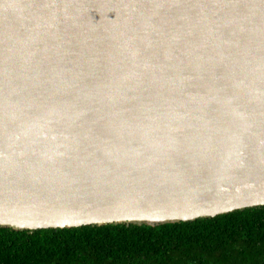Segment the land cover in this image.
Wrapping results in <instances>:
<instances>
[{"label": "water", "instance_id": "1", "mask_svg": "<svg viewBox=\"0 0 264 264\" xmlns=\"http://www.w3.org/2000/svg\"><path fill=\"white\" fill-rule=\"evenodd\" d=\"M0 0V226L264 206V0Z\"/></svg>", "mask_w": 264, "mask_h": 264}, {"label": "trees", "instance_id": "2", "mask_svg": "<svg viewBox=\"0 0 264 264\" xmlns=\"http://www.w3.org/2000/svg\"><path fill=\"white\" fill-rule=\"evenodd\" d=\"M0 264H264V206L156 225L0 226Z\"/></svg>", "mask_w": 264, "mask_h": 264}, {"label": "bare ground", "instance_id": "3", "mask_svg": "<svg viewBox=\"0 0 264 264\" xmlns=\"http://www.w3.org/2000/svg\"><path fill=\"white\" fill-rule=\"evenodd\" d=\"M47 3H50V1H49V0H47L45 4H47Z\"/></svg>", "mask_w": 264, "mask_h": 264}]
</instances>
